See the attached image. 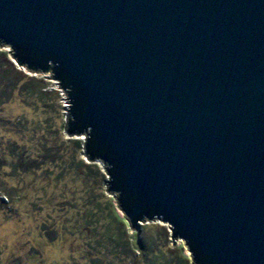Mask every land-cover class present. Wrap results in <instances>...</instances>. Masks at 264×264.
<instances>
[{
  "label": "water",
  "instance_id": "obj_1",
  "mask_svg": "<svg viewBox=\"0 0 264 264\" xmlns=\"http://www.w3.org/2000/svg\"><path fill=\"white\" fill-rule=\"evenodd\" d=\"M0 43L65 83L131 229L264 264V0H0Z\"/></svg>",
  "mask_w": 264,
  "mask_h": 264
},
{
  "label": "rangeland",
  "instance_id": "obj_2",
  "mask_svg": "<svg viewBox=\"0 0 264 264\" xmlns=\"http://www.w3.org/2000/svg\"><path fill=\"white\" fill-rule=\"evenodd\" d=\"M68 113L53 74L18 65L0 43V210L30 225L0 264H192L165 223L129 227L84 135L65 133Z\"/></svg>",
  "mask_w": 264,
  "mask_h": 264
},
{
  "label": "clouds",
  "instance_id": "obj_3",
  "mask_svg": "<svg viewBox=\"0 0 264 264\" xmlns=\"http://www.w3.org/2000/svg\"><path fill=\"white\" fill-rule=\"evenodd\" d=\"M29 226L27 221L17 220L0 210V261L25 242Z\"/></svg>",
  "mask_w": 264,
  "mask_h": 264
},
{
  "label": "trees",
  "instance_id": "obj_4",
  "mask_svg": "<svg viewBox=\"0 0 264 264\" xmlns=\"http://www.w3.org/2000/svg\"><path fill=\"white\" fill-rule=\"evenodd\" d=\"M48 71H49V70H48ZM61 85H62V87H65V88H66L65 83H64V84H61ZM67 92H68V91H67ZM116 218H117V217H116ZM117 220H120V219L117 218ZM120 221H121V220H120ZM106 232H107L108 238H109V236H110L111 239H113V240L116 239L115 236H114V233H115V232L110 231V229H107V228H106ZM178 262H181V261L178 260Z\"/></svg>",
  "mask_w": 264,
  "mask_h": 264
}]
</instances>
